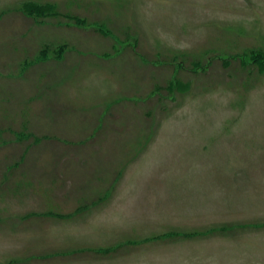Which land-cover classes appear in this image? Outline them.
Instances as JSON below:
<instances>
[{"label":"rangeland","instance_id":"374dc122","mask_svg":"<svg viewBox=\"0 0 264 264\" xmlns=\"http://www.w3.org/2000/svg\"><path fill=\"white\" fill-rule=\"evenodd\" d=\"M0 264H264V0H0Z\"/></svg>","mask_w":264,"mask_h":264},{"label":"crops","instance_id":"0c3cea01","mask_svg":"<svg viewBox=\"0 0 264 264\" xmlns=\"http://www.w3.org/2000/svg\"><path fill=\"white\" fill-rule=\"evenodd\" d=\"M94 201H96V200H94ZM82 204H83V203H82ZM84 204L87 205V204H88L87 201H85ZM90 205H91V206H90ZM90 205H88V207L93 208V207H96L97 204L91 202ZM80 208H83V209H81L82 212H83L84 209H86V207L84 208V206H80Z\"/></svg>","mask_w":264,"mask_h":264}]
</instances>
